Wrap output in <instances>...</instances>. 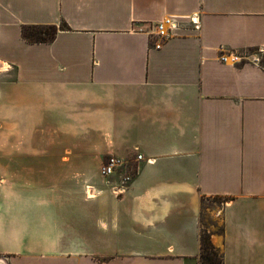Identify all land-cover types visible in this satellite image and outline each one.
I'll list each match as a JSON object with an SVG mask.
<instances>
[{
    "label": "crops",
    "instance_id": "0c3cea01",
    "mask_svg": "<svg viewBox=\"0 0 264 264\" xmlns=\"http://www.w3.org/2000/svg\"><path fill=\"white\" fill-rule=\"evenodd\" d=\"M248 50L264 52V0H0V264H200L212 197L225 264H264V66ZM111 155L138 169L124 191L102 175Z\"/></svg>",
    "mask_w": 264,
    "mask_h": 264
},
{
    "label": "trees",
    "instance_id": "16d2710c",
    "mask_svg": "<svg viewBox=\"0 0 264 264\" xmlns=\"http://www.w3.org/2000/svg\"><path fill=\"white\" fill-rule=\"evenodd\" d=\"M67 28L64 23L60 26L49 25H24L22 36L31 43L52 42L60 30ZM264 66V59L262 60ZM200 264H225L224 255L219 248L212 242V233L202 224L200 233Z\"/></svg>",
    "mask_w": 264,
    "mask_h": 264
},
{
    "label": "built area",
    "instance_id": "2783aa9c",
    "mask_svg": "<svg viewBox=\"0 0 264 264\" xmlns=\"http://www.w3.org/2000/svg\"><path fill=\"white\" fill-rule=\"evenodd\" d=\"M190 22L194 25L195 29H200L202 25L201 13L197 12L189 16ZM178 27V22L173 17H168L163 21L154 23L152 29L155 31V35L161 39H167L172 32V29ZM160 41V40H159ZM161 43L157 44L160 46ZM138 159H142V155H138ZM102 175L107 178L108 181L112 177L120 176L122 186L118 189L124 191L128 188V185L134 180L138 171L137 167L129 169L128 162L123 158L111 155L102 164Z\"/></svg>",
    "mask_w": 264,
    "mask_h": 264
},
{
    "label": "rangeland",
    "instance_id": "374dc122",
    "mask_svg": "<svg viewBox=\"0 0 264 264\" xmlns=\"http://www.w3.org/2000/svg\"><path fill=\"white\" fill-rule=\"evenodd\" d=\"M243 56H248V55H254V56H258L261 60L264 59V52L261 51V50H248V51H245L242 53ZM13 74H14V70L10 71L9 72V76L13 77ZM4 150L1 151L0 150V157H4L6 156L4 153ZM6 168H11L13 170L14 167H6ZM224 199L222 198H218V197H212V198H209L207 200H204L203 202V207H202V224L207 228V230L209 231H212L213 229H216L218 231H221L222 229V216H221V213L219 214H215V207L219 204H221V202H223ZM219 248V251L220 253H223L222 252V249L219 246H217ZM3 259V261L6 263V264H18V263H14V260H11V256H7V257H4L2 256L1 257ZM4 263V264H5ZM40 264H43V263H40ZM46 264V263H44ZM48 264V263H47ZM51 264V263H49ZM55 264H58V263H55ZM62 264V263H60Z\"/></svg>",
    "mask_w": 264,
    "mask_h": 264
},
{
    "label": "bare ground",
    "instance_id": "6f19581e",
    "mask_svg": "<svg viewBox=\"0 0 264 264\" xmlns=\"http://www.w3.org/2000/svg\"><path fill=\"white\" fill-rule=\"evenodd\" d=\"M5 67H6V65H5Z\"/></svg>",
    "mask_w": 264,
    "mask_h": 264
}]
</instances>
